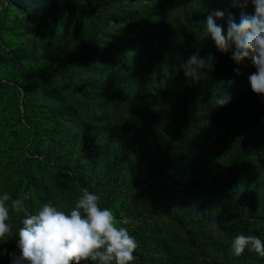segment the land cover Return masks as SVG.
I'll use <instances>...</instances> for the list:
<instances>
[{"label":"trees","instance_id":"obj_1","mask_svg":"<svg viewBox=\"0 0 264 264\" xmlns=\"http://www.w3.org/2000/svg\"><path fill=\"white\" fill-rule=\"evenodd\" d=\"M2 1L0 195L67 211L87 188L138 241L135 264H264L231 250L240 234L264 241V96L248 82L252 61L206 32L209 14L225 13L226 35L228 15L238 23L254 5L56 0L32 25L22 0ZM192 55L214 57L196 83L181 69ZM22 218L11 214L0 264L19 254Z\"/></svg>","mask_w":264,"mask_h":264},{"label":"clouds","instance_id":"obj_2","mask_svg":"<svg viewBox=\"0 0 264 264\" xmlns=\"http://www.w3.org/2000/svg\"><path fill=\"white\" fill-rule=\"evenodd\" d=\"M232 3L244 7L251 3L255 14L242 11L238 23L229 14L225 35L223 27L216 23L225 13L217 10L208 15L206 32L219 51L227 53L234 48L232 59L238 64L246 59L252 61L255 71L248 76V82L253 93L264 96V0H232ZM181 69L185 77L196 83L205 70L214 69V57L192 55L181 64ZM228 99L216 102L224 105ZM30 199L29 192L16 199L7 192L0 195V240L13 234L11 214H23L22 226L16 229L19 254L8 253L10 264H135L138 241L110 208L102 207L99 195L81 188L69 210L49 202L34 213L26 203ZM246 249L264 257V241L257 235L240 234L233 239L231 250L235 256H241Z\"/></svg>","mask_w":264,"mask_h":264},{"label":"rangeland","instance_id":"obj_3","mask_svg":"<svg viewBox=\"0 0 264 264\" xmlns=\"http://www.w3.org/2000/svg\"><path fill=\"white\" fill-rule=\"evenodd\" d=\"M56 0H22L21 8H22V16L23 19L26 21H29L32 25H39L40 23L47 20L48 15L51 13L52 8L54 7V3ZM65 0H61V2H64ZM3 1L0 0V8L1 3ZM11 101L6 102L2 108L0 109L1 113H9L11 114L10 105ZM15 111V110H14ZM16 116H24L23 110H21L19 113H14ZM8 119H11L10 116ZM17 118L15 119V124L11 127L10 132H17Z\"/></svg>","mask_w":264,"mask_h":264}]
</instances>
